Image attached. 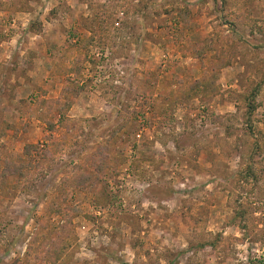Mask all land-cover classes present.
<instances>
[{
	"label": "rangeland",
	"instance_id": "1",
	"mask_svg": "<svg viewBox=\"0 0 264 264\" xmlns=\"http://www.w3.org/2000/svg\"><path fill=\"white\" fill-rule=\"evenodd\" d=\"M0 264H264V0H0Z\"/></svg>",
	"mask_w": 264,
	"mask_h": 264
}]
</instances>
